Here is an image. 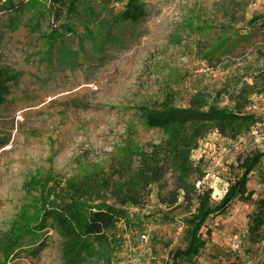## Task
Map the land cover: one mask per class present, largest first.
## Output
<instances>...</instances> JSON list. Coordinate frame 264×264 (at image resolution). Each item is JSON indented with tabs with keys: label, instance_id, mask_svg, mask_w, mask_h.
<instances>
[{
	"label": "rangeland",
	"instance_id": "1",
	"mask_svg": "<svg viewBox=\"0 0 264 264\" xmlns=\"http://www.w3.org/2000/svg\"><path fill=\"white\" fill-rule=\"evenodd\" d=\"M63 1L0 0V67L13 77L0 106V236L21 211L40 208L38 190L26 187L36 179L100 176L111 185L106 202H116L113 189L122 190L139 165L132 151L163 137L138 107L160 102L168 89L179 107L198 91L219 106L242 99L246 110L256 106L259 122L246 135L230 142L211 131L191 151L218 202L241 173L237 158L264 150V0H73V12L56 20ZM173 179L167 172L145 202L129 205L130 226H118L112 264H127L139 247L143 264H173L169 252L185 248L194 208L181 199L163 204ZM247 187L251 200H234L206 221L205 246L191 264L264 263V224L257 240L249 230L264 195V159ZM50 221L25 237L7 264H68L65 239Z\"/></svg>",
	"mask_w": 264,
	"mask_h": 264
},
{
	"label": "trees",
	"instance_id": "2",
	"mask_svg": "<svg viewBox=\"0 0 264 264\" xmlns=\"http://www.w3.org/2000/svg\"><path fill=\"white\" fill-rule=\"evenodd\" d=\"M2 6H7V2ZM73 8V0L60 2L54 18L61 20L72 13ZM260 18H254L252 24ZM261 25L264 26V19ZM12 79V75L0 67V106L8 100V83ZM209 98V93L198 91L190 97L187 106L179 107L168 89L160 102L138 107L145 125L160 130L163 137L149 150L132 151L138 157L139 165L129 176L124 191L120 187L113 189L116 202H106L105 193L111 185L100 176L89 175L77 182L54 179L51 184L49 178L31 181L26 187L38 190L40 208L29 216L21 211L0 236V263L7 264L22 240L27 236L35 237L43 229L42 223L50 219V225L65 239L68 264H80L89 256L102 260V264H112L109 252L114 250L112 246L119 244L116 237L118 226L120 223L130 226L129 205L145 202L151 185L160 181L167 172H172L173 187L162 198L163 204L171 208L179 205L181 199L194 210L185 220V248L172 250L169 256L173 264H191V258L199 256L205 246L201 229L206 221L224 214L234 200L252 199L254 191L247 187L249 175L264 159V150L237 158L236 167L241 173L228 184L216 203L212 200V188L203 185L201 190H197L196 183L205 176V172L194 167L190 159L198 139L214 131L234 142L259 122L257 115L245 109L246 99L237 100L233 107H229L209 102ZM257 206L249 225L250 235L256 240L261 237L259 230L264 224V195L258 199ZM206 232L211 234L212 231L207 228Z\"/></svg>",
	"mask_w": 264,
	"mask_h": 264
},
{
	"label": "built area",
	"instance_id": "3",
	"mask_svg": "<svg viewBox=\"0 0 264 264\" xmlns=\"http://www.w3.org/2000/svg\"><path fill=\"white\" fill-rule=\"evenodd\" d=\"M256 108L255 105H250L247 108V111L251 112L252 110H254ZM204 178V177H203ZM205 181L204 179L198 181L196 183V188L197 190H201V187L204 185ZM148 229H145L140 235H139V241L141 243H145L147 241L148 238V234H147ZM237 236H234L235 241L237 242ZM144 247H139L138 250L134 251V253H132V255L130 256V259L128 260L127 264H143V258H144V252H143Z\"/></svg>",
	"mask_w": 264,
	"mask_h": 264
}]
</instances>
